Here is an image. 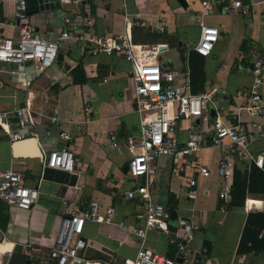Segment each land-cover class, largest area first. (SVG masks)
Instances as JSON below:
<instances>
[{"label":"crops","instance_id":"0c3cea01","mask_svg":"<svg viewBox=\"0 0 264 264\" xmlns=\"http://www.w3.org/2000/svg\"><path fill=\"white\" fill-rule=\"evenodd\" d=\"M25 1L28 20L37 34L54 40L59 32L65 31L69 37L59 41L57 53L60 57L42 73H35L29 62L20 65L0 62V111L8 112L7 122L14 132L17 128L13 125L12 110L24 104L29 106L32 124L25 131L31 130L33 135L25 138L34 137L40 152L39 155L19 153L13 156L9 148L11 141L0 132V170L9 167L21 173L23 184L37 192L30 210L6 208L7 221L0 243L1 249L11 251L6 264H26L24 243L43 248L51 246L61 198L83 203L96 200L113 206L112 223L83 222L81 237L85 245L78 251V256L104 264H123L124 260L132 259L140 242L128 229L141 226L140 219L134 217L137 210L132 201L124 197V192L138 181L123 171L129 157L123 140L126 136L136 135L138 123L132 102L130 64L119 54L91 55L79 51V42L74 36L81 32L82 23L72 17L74 3L57 0L58 7L52 2L50 6L38 9L36 0ZM217 1L201 16L203 23L217 29V39L206 56L186 52L180 46L197 39L195 14L200 12L199 0H184V8L176 0H79L76 6L90 12L93 29L98 35L121 33L123 14L139 13L147 26H130L133 44H163L158 59L167 62L173 70L187 68L191 92L212 86L223 87L226 103H220L219 107L225 122L240 126L264 125V116L251 118L243 110H237L245 102L251 80L248 50L264 52V22L259 16V8L251 4L253 0H242L249 6V17L226 14L221 11L225 0ZM0 22V34L14 39L12 0H0ZM157 24L163 26L162 33L153 30ZM174 81L178 82L179 78ZM261 89L264 97V80ZM236 90L240 95L234 94ZM208 114L212 117L209 111ZM51 117L54 119L50 120ZM196 121L194 118L176 121L178 142L187 137ZM60 130L71 135L68 142L74 158L71 173L40 167L43 152L63 146L64 142L57 138ZM109 133L115 136V146L108 140ZM252 148L262 150L263 169L251 163L249 166L235 165L234 179L240 190L232 191L222 211L216 195L220 180L213 173L196 177L189 165L192 157L182 162L183 172L176 170L172 156L155 158L154 180L149 190L151 199L174 211L175 218L167 220L171 230L189 231L193 224L196 229L181 258L175 257L174 246L167 244L166 236L159 231H146L144 246L175 260L174 264H187L191 250L196 247L206 248L205 259L200 264L205 260L217 264H264V251L246 250L248 241L244 249L237 251L241 234L244 232L246 238L254 230L252 223L246 224L245 230L247 215L264 213V192L246 191L247 184L264 186V148L259 144H253ZM196 155L212 171L220 151L218 147L206 145ZM243 171L248 178L242 177ZM257 171L261 174V183L255 179ZM72 174L75 178L70 185L68 180ZM189 177L196 178V194L192 200L185 197ZM251 202H255L254 208L248 207ZM254 219L248 217V221ZM263 236L261 228L257 238Z\"/></svg>","mask_w":264,"mask_h":264},{"label":"built area","instance_id":"2783aa9c","mask_svg":"<svg viewBox=\"0 0 264 264\" xmlns=\"http://www.w3.org/2000/svg\"><path fill=\"white\" fill-rule=\"evenodd\" d=\"M72 2L75 7L72 17L82 23L81 32L74 36L79 42V51L91 55L119 54L130 64V79L133 89V109L138 114L137 133L126 136L123 140L129 157L126 160V175L132 179V188L124 192V197L132 201L137 212L136 219H140L141 226H133L128 231L138 237L140 242L132 259L124 260L123 264H174L175 260L146 248L143 244L145 232L159 231L166 236L167 244L175 248V257L181 258L186 244L192 241V231L196 225H190L189 231L178 232L171 230L167 224L168 210L150 197V187L154 180V159L170 155L176 161V170L183 172L182 162L191 158L189 165L196 177H207L213 173L219 180L217 198L221 201L219 210H223L230 197L233 170L236 164H253L263 169V153L252 148L259 144L264 148V125L240 126L225 122L221 116L220 103H226L225 89L212 86L206 90L191 92L187 68L177 71L158 56L161 52L158 45L144 46L133 44L130 26L145 27L147 23L140 18L139 13L130 16L123 14V27L119 34L98 35L92 25L91 14L86 9H79V0H60ZM84 1V0H80ZM217 0H199L200 12L195 14L198 26V36L193 42H185L180 46L186 52L193 51L200 56L209 54L213 43L217 39V29L205 24L201 16L208 13ZM253 6L259 8V16L264 22V0H253ZM221 11L226 14H240L250 16L249 6L242 0H225ZM13 28L16 32L14 39L0 34V62L20 65L29 62L33 71L42 73L45 68L55 63L59 41L67 39V32L61 31L54 40L42 38L28 20L25 0H12ZM1 29V22H0ZM156 33H162L164 28L157 24L153 26ZM250 83L247 86L245 102L237 110H243L251 118L264 116V97L261 85L264 80V52L249 49ZM224 68V66H221ZM178 77L179 81L175 82ZM235 95H240L236 90ZM208 105L213 110V117H209ZM236 110V111H237ZM54 113V111H53ZM13 125L17 128L10 130L7 122V111H0V132H4L9 141L24 139L32 136L30 110L27 104L12 110ZM236 117L237 114L235 113ZM180 118H194L196 124L192 126L187 137L178 142L175 134L176 121ZM51 117L50 120H53ZM57 138L64 142L63 146L43 152L40 167L71 173L74 165L72 151L68 148L71 135L65 131H58ZM206 139L208 144H206ZM108 140L115 146V136L109 133ZM206 145L219 148L220 155L214 169L211 171L201 162L197 151ZM255 150V151H254ZM185 197L192 200L196 194V178L186 179ZM36 189L23 184L21 173L4 168L0 170V202L6 208H17L28 211L36 200ZM58 222L50 247L43 248L29 243L23 244V255L26 264H104L99 260L83 259L78 251L84 245L81 231L84 221L110 224L113 222L114 208L103 205L96 200L74 202L65 198L60 199ZM118 224L122 225L121 222ZM4 234L0 230V243ZM10 250L1 249L0 264H6ZM206 248L196 247L191 250L187 264H200L205 259ZM204 264H217L205 260Z\"/></svg>","mask_w":264,"mask_h":264},{"label":"trees","instance_id":"16d2710c","mask_svg":"<svg viewBox=\"0 0 264 264\" xmlns=\"http://www.w3.org/2000/svg\"><path fill=\"white\" fill-rule=\"evenodd\" d=\"M196 54V53H195ZM196 91V90H195ZM192 91V92H195ZM254 168V167H253ZM255 169V168H254ZM234 170H233V174H232V180H231V188H230V194H232V191L235 189H239L237 186V182L234 179ZM255 175V179L257 180L258 183H261V174L257 171L256 173H254ZM249 175H247L245 173V171H243L242 173V177L243 178H248ZM249 183V182H248ZM237 187V188H236ZM247 193H255L256 191H260V192H264V186H262L261 188L258 187V184L255 186H250L247 184ZM240 190V189H239ZM241 198H243V194L242 192L240 193ZM252 216L254 219V221H248V217ZM7 221V214H6V207L5 205H3L0 202V230L3 231L5 224ZM252 223L251 226L254 227V230L252 231V233H250L251 235L248 237H244V232L243 234H241V237L239 238L238 244H237V251L244 249V244L246 241H248L249 245L248 247H245L246 250H253V251H257V250H263L264 251V236L257 238V234L259 233V230L262 228L264 230V213H256L253 215H247V221L245 223V230L246 227L248 225H250ZM247 224V226H246Z\"/></svg>","mask_w":264,"mask_h":264},{"label":"water","instance_id":"95a60500","mask_svg":"<svg viewBox=\"0 0 264 264\" xmlns=\"http://www.w3.org/2000/svg\"><path fill=\"white\" fill-rule=\"evenodd\" d=\"M177 3L181 6V7H185V3H184V0H176ZM37 2V7L38 9H41V8H46L47 6H50L51 4L50 3H54L53 5L57 6L59 5V3L57 2V0H36ZM158 49H162L163 46L162 45H158L157 46ZM60 57V53H57L56 54V59ZM208 111L210 113V116L213 117V113H212V108L210 105H208ZM24 147H26V149H24ZM9 148H10V151H11V154L13 156H16L17 154L21 153V154H30V155H39L40 152L38 150V146H37V141L34 137H27V138H24V139H20V140H14V141H11L10 142V145H9ZM126 170V164H124L123 166V171ZM74 175H70L69 176V180H68V183L70 185H72L74 183ZM255 202H251L248 207L250 208H254L255 207ZM168 218L169 219H174L175 216H174V211L172 209L168 210Z\"/></svg>","mask_w":264,"mask_h":264}]
</instances>
